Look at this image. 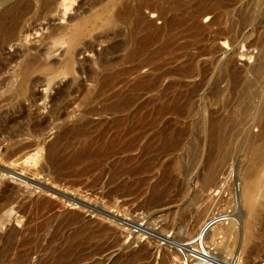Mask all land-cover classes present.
Returning a JSON list of instances; mask_svg holds the SVG:
<instances>
[{
  "label": "bare ground",
  "instance_id": "obj_1",
  "mask_svg": "<svg viewBox=\"0 0 264 264\" xmlns=\"http://www.w3.org/2000/svg\"><path fill=\"white\" fill-rule=\"evenodd\" d=\"M68 1L69 5L67 0H0V262L24 264L33 255L37 264H76L92 256L94 264L109 260L121 238L118 229L104 217L87 219L78 210L86 206L85 202L75 194L60 193L57 187L79 181L108 154L138 150L130 157L132 163L109 170L110 179H122L112 195L142 192L146 179L154 176L157 181L151 189L160 191L168 173L163 170L142 177L156 165L151 163V156L144 159L143 155L156 147L163 134L182 140L190 163H203L205 173L198 175L203 181L220 178L226 182L232 177L234 163H248L243 194L251 198L258 192L264 194L259 178L264 169L256 164L264 163V0H93L98 8L83 23L71 29L52 27L44 36L53 45L47 53L64 46L58 65L48 59L41 46L29 52L21 48V41L15 43L29 29L26 17L34 2L43 12L53 11L58 3L68 7L74 0ZM146 10L162 24L151 20ZM205 16L208 22H203ZM96 28L101 29L94 37L99 43L112 35L120 38L106 45L83 69L75 65L76 52L80 44L85 51L94 50L92 41L83 40ZM221 40L233 47L239 43L253 47V61L239 65L223 47L221 53ZM8 45L14 47L13 53L3 52ZM143 68L147 70L143 72ZM80 72L92 86L81 91L80 109L67 112L74 116L72 121L43 145L36 138L62 119L65 100L80 86L76 77ZM61 73L68 77L62 86L55 81ZM36 86H44L46 93L36 92ZM54 88L55 94L49 96L47 92ZM47 97L51 105L46 114L30 110L40 99L45 104ZM95 115L97 120L91 117ZM254 126L257 132H253ZM149 133L150 138L141 146L142 137ZM8 174L24 178V186L11 184L4 177ZM62 197L69 201L68 207ZM13 210L24 217L22 227L13 223L2 229L8 220L3 212L10 215ZM209 241L216 244L218 240ZM218 242L226 246L223 239ZM139 245L128 254L134 261L124 264L139 259L145 260L143 264H153V249ZM236 258L223 260L243 264L239 255Z\"/></svg>",
  "mask_w": 264,
  "mask_h": 264
},
{
  "label": "rangeland",
  "instance_id": "obj_2",
  "mask_svg": "<svg viewBox=\"0 0 264 264\" xmlns=\"http://www.w3.org/2000/svg\"><path fill=\"white\" fill-rule=\"evenodd\" d=\"M67 2V5H69L68 0ZM93 3V0H74L72 4L68 7H66L67 5L64 6L63 4L58 3L53 11L49 10L41 12L40 7L37 5L38 3L34 2L32 12L29 13L26 17V20L29 21V23L26 21V25H29V29L28 31L26 30L24 33H21L15 43L19 44L21 41V43L24 44L21 46V48L27 49L29 52L33 51L32 47L41 46V49L46 51V56L48 57V59L51 62H56L55 64L58 65L60 60H62L63 58L61 53H64V46H62L56 51H51L50 53H47V50H49V48H52L53 45L48 41L50 39H46L44 38V36L47 35V33L49 32V28L66 26L71 29L75 26L76 23H83L98 8V6L95 7ZM145 13L149 16L151 20H154L156 24H162V20L158 19L154 13L149 12L148 10H146ZM202 20L203 22H208L209 18L205 16L202 18ZM90 24L91 23H88V25ZM100 30V28L91 29L88 34L84 37L83 42H93L94 50L92 52L90 50L85 51L83 49V44H80L78 46L79 52H76L77 54L75 57L76 66L82 67L84 69L83 66L88 64L90 62L89 60L92 61L96 57L97 53H100L102 49L106 47V45L120 38V36L112 35L106 41L99 43L94 40V37H96L100 33ZM218 46L221 49L222 47L226 49L227 53L233 54L238 64L245 63V61L247 63H251L253 61V56L256 53V49H254L253 47L247 48L242 43H239L235 47H233L221 40L219 41ZM56 47L59 46L57 45ZM224 49H222L221 53L224 52ZM13 50L14 47L8 45L3 52L13 53ZM251 54L252 57H250ZM146 70L147 68L142 69L143 72H145ZM76 77L80 81V86L75 88L73 94L69 95V97L65 100L62 119L56 120L47 128L44 135L40 136V138H36V140H38L43 145L53 140L57 134V131L72 121L74 116L67 115V112H70L72 109H80L79 98L81 96V91L85 88H89L92 86L91 82L86 79L84 72L76 73ZM67 78L68 77L66 75L64 76V74L61 73L55 81L59 82L62 86L67 80ZM54 86L56 88L57 84H55ZM55 88L47 92V94L49 96H53L55 94ZM35 91L41 94L46 93L44 86H36ZM27 104L28 101L26 102V105ZM50 105V98L47 97L45 104L43 103V100L40 99L38 100L37 105H32L30 107V110L34 113L43 115L47 113L48 109L50 108ZM91 117L93 120L98 119V116L96 115ZM252 130L253 132H257L258 127L254 126ZM151 134L152 133H149L142 137L140 141L141 146H144V144L150 138ZM155 146L156 147L153 148L151 151H147L146 153H144L143 158L146 159L151 156L153 158L151 163H156V165H158L157 167L155 165L152 171H146L142 175V177L145 178L147 175H150V173L154 174V172L160 173L163 170L166 171L168 173V176L165 177V182L160 186V191L154 192L151 189V185L157 181V177L154 176L146 179L145 188L142 192L130 195H115L117 197L112 195V189L114 190L115 187L122 182V179H110L111 176H108L112 173L110 171H116L115 169L119 170V168H122L124 166L123 163H132L130 157L136 154L138 150L133 152L108 154V156L102 161V163H98L97 166L90 173L85 176H82L79 181L75 182L76 184L68 183L66 186L57 187L60 193L63 192L67 195L75 194L78 198H80V200H83L81 202H85L87 207L84 205L81 209L79 208L78 210L83 212L87 219H103L104 217V221H107V223H109L111 227L114 226L116 230H119H117V236L119 235V238L121 237L119 240L121 243L119 241L117 242L119 244H116V246L111 250L113 255L109 258V260L104 261L103 264H124L128 260H133V257L128 254L131 250L136 248L138 244L143 246L147 245L145 247L148 248L150 246L149 249H153V254L151 258L153 264H163L166 260V257L168 256L169 262L167 264H183L184 259L181 258L182 253L179 248H177V246H179V244L184 241L192 239L198 240L197 242H202L207 245L210 242L209 238L210 240H213V242H215L216 240L221 241L223 239V242L226 243V246L224 244L223 246L222 244H219L218 241H216L217 243H215L217 245H222V247H218L216 244H212V242H210L211 244L209 243L208 246L211 253L221 259L225 260L228 258L229 260L234 259L237 261L236 257L239 255L240 260L243 264H264V194L262 192H258L252 198L250 197V195L245 196L243 194V188L245 186L244 181L246 175V166L248 163H234L235 165L233 167L234 172L232 174V177L226 182L224 180H220V178L217 179V181L215 182H205L202 180V178H199L198 176L203 175L205 173L203 163H190L182 140H180V142L175 141V137L173 138L172 134H163L160 136V140H158ZM36 151L37 150L33 152ZM41 152H44V149H42ZM110 163H118L117 165L114 164L118 167L111 165ZM256 164L258 165V168L260 170L264 169V163ZM111 168H113L114 170H112ZM230 168L232 167L230 166ZM120 171L122 170L120 169ZM17 172L21 173L20 170H17ZM226 173L224 174V176L226 175ZM30 176L31 175L27 177L31 178L32 176ZM234 176L236 177L234 178ZM4 177L13 185L24 186V183L21 182L22 180H24V178H21V180L20 177H17L12 174H8ZM259 178L264 183L263 172L260 173ZM169 181L170 185H168L167 183ZM108 192H111V195H109L110 193ZM223 198L227 200L226 202H228V204H226ZM54 199H56V197H54ZM65 199V197H62V201L65 202ZM220 200H222L223 202ZM68 203L69 201L64 203L65 207H68ZM88 204L90 205L89 207L92 212L89 209ZM250 205H254V207L252 208ZM203 211L205 212V214ZM202 212L203 214L201 215L200 213ZM3 215H8V220L6 224L4 223L5 225L2 224V226H4L2 227V229H4L7 224L13 225V223L16 227L20 228L22 227L21 225L25 221L24 217L21 218L20 213L16 212L15 210H13L10 215L8 213L3 212ZM206 215L207 217H205ZM197 217L198 220H196ZM217 219L219 222H215V220ZM230 220L235 221V223ZM217 222L220 226L222 224L221 228H219L220 226L217 225ZM227 222H231L230 225H228ZM214 223L216 224V226H218V228L216 226H211ZM139 224L143 225L140 229L138 227ZM195 224L197 225L195 226ZM204 224L207 225L204 226ZM223 225H225V227ZM231 225L234 226L231 228ZM194 226L195 228L197 227V229L194 230ZM210 226L213 230H215V232L210 229ZM227 226L229 228H227ZM214 228H217L218 231ZM191 229L193 230L191 231ZM136 231L138 232V234ZM217 232H220L221 234ZM118 233H121L122 236ZM186 234L189 235L186 236ZM211 235L214 236L213 239H211L213 237H211ZM135 236L139 240L137 238H134ZM217 236L222 239L219 240V238H217L215 240V237ZM132 237L134 238L135 242L133 241ZM213 245L217 247H215L216 249H218L217 251ZM174 250L175 252L177 251L176 255H174ZM130 256L132 259L130 258ZM33 257L35 256L33 255ZM33 257L30 261L24 264H37L36 259ZM175 259H177V261H175ZM94 260L95 257L93 256L86 257L76 264H94ZM144 261L145 260L139 259L134 264H143ZM0 264H4V262H0Z\"/></svg>",
  "mask_w": 264,
  "mask_h": 264
},
{
  "label": "built area",
  "instance_id": "obj_3",
  "mask_svg": "<svg viewBox=\"0 0 264 264\" xmlns=\"http://www.w3.org/2000/svg\"><path fill=\"white\" fill-rule=\"evenodd\" d=\"M178 248L184 257V264H227L212 254L207 245L193 239L180 243Z\"/></svg>",
  "mask_w": 264,
  "mask_h": 264
}]
</instances>
